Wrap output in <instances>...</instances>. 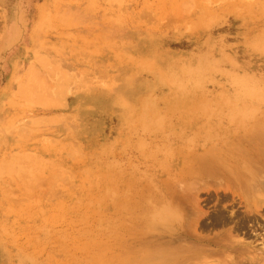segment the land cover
Segmentation results:
<instances>
[{"label":"rangeland","instance_id":"374dc122","mask_svg":"<svg viewBox=\"0 0 264 264\" xmlns=\"http://www.w3.org/2000/svg\"><path fill=\"white\" fill-rule=\"evenodd\" d=\"M263 136L264 0H0V264L258 255Z\"/></svg>","mask_w":264,"mask_h":264},{"label":"bare ground","instance_id":"6f19581e","mask_svg":"<svg viewBox=\"0 0 264 264\" xmlns=\"http://www.w3.org/2000/svg\"><path fill=\"white\" fill-rule=\"evenodd\" d=\"M30 81V80H29ZM26 88V87H25ZM27 90V89H26ZM26 92V91H25ZM27 93V92H26ZM261 133V132H260ZM263 134V133H262ZM261 135V134H259ZM264 137V136H263ZM264 142V141H263ZM205 161V159H204ZM203 161V162H204ZM208 163H205L206 166ZM210 167V166H209ZM208 168V167H207ZM205 169V168H204ZM212 169L209 170V173ZM258 171V170H257ZM212 173V172H211ZM210 173V174H211ZM220 175V174H219ZM219 180V179H218ZM223 180V179H222ZM246 186V185H245ZM253 187V186H251ZM226 188V186H225ZM228 188V187H227ZM234 188V187H232ZM245 188V190L247 189L246 187H243ZM219 189V188H218ZM242 189V187H241ZM221 190V189H220ZM225 190V189H224ZM244 190V192H245ZM253 190V189H252ZM257 190V188H256ZM226 191V190H225ZM248 191V190H246ZM235 192V191H234ZM237 192V191H236ZM242 192H243V189H242ZM249 192V191H248ZM255 191H253L251 193V197L249 195H247V197H244V204H245V209L246 211L244 212V215H241V217H237L239 218L237 220V222L235 223V229L237 231H244V235L245 236H248V237H254L255 239H259L260 238V244L263 243L264 245V225H258L256 220H258L256 218V216L254 215V213L258 212V210L260 209V204L258 203V198H260V195L258 196V194H255L254 193ZM226 193V192H225ZM230 193V192H229ZM238 193V192H237ZM243 194V193H242ZM236 195V193H235ZM234 195V196H235ZM244 195V196H246ZM262 195V194H261ZM238 196L240 198H243V196L241 194H238ZM242 196V197H241ZM249 196V197H248ZM262 197V196H261ZM234 198V197H233ZM247 199V200H246ZM234 200H236L234 198ZM241 200V199H240ZM240 202V201H239ZM243 203V202H242ZM264 209V208H263ZM237 215V214H236ZM222 216V215H221ZM221 218V217H220ZM230 218V216H229ZM216 219V218H214ZM219 220V219H218ZM221 220V219H220ZM224 220V219H223ZM229 220V219H228ZM227 220V221H228ZM226 221V222H227ZM235 221V220H234ZM225 222V220H224ZM228 223V222H227ZM231 223V222H230ZM203 225V224H202ZM205 228V226H204ZM234 229V228H233ZM262 232L260 235L258 234H253V232H256L257 230H259ZM223 240V238H222ZM198 243L199 244H204L205 243V240L203 239H199L198 240ZM210 244L214 245L217 249L215 250L216 253L218 254H222V253H229V252H233V251H239V254L237 256V259L236 258H233V259H229L228 262L224 263V264H229V263H232V264H264V247L263 248H260V254L258 255H253L252 256H249L248 253H253L255 252V249H256V245H254V242H250V241H246L245 239L243 240H232L230 238H227L225 239V241L223 242H220V240L218 239H215L213 241H210ZM161 256V255H160ZM163 258V256H162ZM167 258V257H166ZM168 260V259H166ZM165 262V261H164Z\"/></svg>","mask_w":264,"mask_h":264}]
</instances>
